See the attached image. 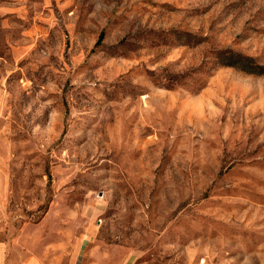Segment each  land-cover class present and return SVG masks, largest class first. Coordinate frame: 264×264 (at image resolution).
Returning <instances> with one entry per match:
<instances>
[{
  "label": "rangeland",
  "instance_id": "374dc122",
  "mask_svg": "<svg viewBox=\"0 0 264 264\" xmlns=\"http://www.w3.org/2000/svg\"><path fill=\"white\" fill-rule=\"evenodd\" d=\"M0 241L264 264V0H0Z\"/></svg>",
  "mask_w": 264,
  "mask_h": 264
},
{
  "label": "crops",
  "instance_id": "0c3cea01",
  "mask_svg": "<svg viewBox=\"0 0 264 264\" xmlns=\"http://www.w3.org/2000/svg\"><path fill=\"white\" fill-rule=\"evenodd\" d=\"M83 244V242H82ZM81 249V247H80ZM79 249V250H80ZM81 250L78 252V257L80 256ZM76 260L80 263L82 262L81 260L77 259ZM0 264H13L10 260V258L8 257V254L6 252V249L4 247V245L2 244V242L0 241Z\"/></svg>",
  "mask_w": 264,
  "mask_h": 264
}]
</instances>
